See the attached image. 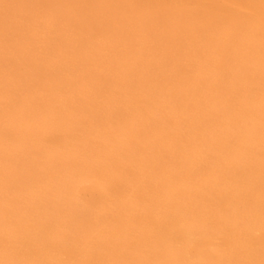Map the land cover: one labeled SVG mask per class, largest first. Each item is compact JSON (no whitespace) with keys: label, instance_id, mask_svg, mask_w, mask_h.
Listing matches in <instances>:
<instances>
[{"label":"bare ground","instance_id":"1","mask_svg":"<svg viewBox=\"0 0 264 264\" xmlns=\"http://www.w3.org/2000/svg\"><path fill=\"white\" fill-rule=\"evenodd\" d=\"M53 1L0 0V264H264V118L243 90L264 83V0ZM117 75L105 123L75 118ZM202 109L239 130L229 167L188 137Z\"/></svg>","mask_w":264,"mask_h":264},{"label":"rangeland","instance_id":"2","mask_svg":"<svg viewBox=\"0 0 264 264\" xmlns=\"http://www.w3.org/2000/svg\"><path fill=\"white\" fill-rule=\"evenodd\" d=\"M54 1H56V0H54ZM53 1V2H54ZM134 2L135 1H137V2H135V3H138L139 2V0H133ZM57 2H58V0H57ZM61 2V1H60ZM120 2H121V0H120ZM83 3L84 2H82L80 5L78 4L77 6H81V5H83ZM87 4H85L84 3V6H82V7H84V13H83V15L81 16V17H83V19H86L84 16L86 15H88L89 16V14H90V12H91V10H90V6H92L91 4V1H90V3L91 4H89L88 2H86ZM122 4V3H121ZM140 4V3H139ZM89 8H87L86 6ZM89 5V6H88ZM92 9V8H91ZM124 8H122V10H123ZM61 10V9H60ZM90 10V11H89ZM89 11V12H88ZM61 12H64V13H66V11H64L63 9H62V11H60V18H61V16H62V14H64V13H62L61 14ZM68 12V11H67ZM68 14L69 13H67L66 15H64L63 16V18H66V17H68ZM85 14V15H84ZM155 14V13H154ZM153 13H148V14H146L145 16H146V18H148V21H149V19H150V17H152L153 15H154ZM147 15H149V16H147ZM63 18H61L62 19V21H63ZM65 20V19H64ZM79 21H81V20H79ZM84 21V20H83ZM75 22H77L76 23V25H75ZM74 23V26H77V24H78V21H73L72 22V24ZM124 23H126L125 24V26H123L124 24H123V22L121 23L122 24V26L120 27V24L118 25V27H117V25L114 27V29L116 28V33H118V34H120L121 36L119 37V40H118V38L116 37L115 39H117V44H119V42H122L124 39H126V37L128 36V34H129V31L127 30V29H129V30H131V27L129 28V26H128V24H127V22H124ZM171 22H160V24H161V27H162V25H163V27L162 28H164V30H162V31H160L161 33H164V34H162V35H168V30L166 31L165 30V28H167V27H170V25H173V23H175V22H173V23H171ZM79 25V24H78ZM127 25V26H126ZM167 25V26H166ZM164 26H166V27H164ZM128 27V28H127ZM126 28V29H125ZM124 31H123V30ZM117 30H119V31H117ZM16 32H19V31H16ZM121 32V33H120ZM127 34V35H125V34ZM171 33V32H170ZM169 33V34H170ZM20 34V35H19ZM75 34V33H74ZM118 34L116 35V36H118ZM18 35H19V37L22 35V32L20 31L19 33H18ZM122 35H123V37H122ZM161 35V34H160ZM161 35V36H162ZM79 37H81V36H79ZM77 38L78 39V41H81V40H83V42L82 43H84V42H86V44L84 45H82L81 44V42H79L80 43V45H79V43L77 44L78 45V47L80 48V51L79 52H81L80 53V55L82 56V54L83 53H85V51L86 52H88L89 50H91V47H89V45H88V43H87V41H84V39H82V37L81 38ZM122 37V38H121ZM169 37V36H168ZM115 39L113 40V41H115ZM10 40H13L12 38H10ZM121 40V41H120ZM8 43H10L9 41H8ZM114 43V42H113ZM86 45H88V46H86ZM84 46H86V47H84ZM83 47V48H82ZM8 48V47H7ZM10 48H11V46H10ZM10 48H8L7 50H4V49H2L3 51H4V53L7 51V53L6 54H8L9 53V50H10ZM1 50V49H0ZM2 50H1V52L0 53H2ZM84 51V52H83ZM89 53V52H88ZM87 53V54H88ZM86 55V54H85ZM85 55L83 54V56L82 57H85ZM2 56V54H0V57ZM4 56V55H3ZM80 56V57H81ZM7 57H8V55H7ZM86 62V61H85ZM84 61H80L79 63H78V65L80 66V67H82V66H87V68H86V66L85 67H83L82 68V72H84L85 71V69H90V68H92L91 69V71H96V70H98V68H96V66H94V64H95V62H94V64H93V66L92 67H90V65H87V63H85ZM80 63H83V64H80ZM82 65V66H81ZM80 67H78L79 69H81ZM95 68V69H94ZM37 69H40V70H38L37 72H35V70H37ZM42 70H44V68H42V67H37L36 69H34V71H33V74H34V76H35V74H36V77L34 78V80H35V83H39V79L41 78V79H43L44 78V80H40V83L41 82H47V81H51V80H53L54 79V77L52 76L51 77V75H49V74H47V75H45V70L43 71V72H41ZM39 72V73H38ZM249 72V71H248ZM47 73H48V71H47ZM227 73V76L225 77V79L226 80H228L230 83L232 82V81H236V82H242V80H243V78H241V77H239V76H237L236 74H235V70L233 71V70H228V72H226ZM249 74H250V72H249ZM48 75L50 76V78L48 77ZM116 75V74H115ZM115 75H113V76H115ZM33 76V77H34ZM43 76V77H42ZM112 76V75H111ZM111 76H109L110 78L109 79H112L111 78ZM38 78V80H36ZM47 78H49V80L47 79ZM114 78V77H113ZM117 78H119V76L117 75V77L115 78V79H112V81L111 80H109L110 82L108 83V85H106V86H104V87H106V88H103V86L102 87H99V89H97L94 93V95H93V98L92 97H88V96H83V97H85L84 98V100L86 101V99H88V98H91L92 100H89L88 99V103H87V106H85V109L87 108V110H85V109H81V110H76V111H74V113L75 114H77L78 116H76L75 118H79V117H82V116H84V117H86L87 119H89V120H91V121H93V127H97V126H99V125H101V124H104L105 123V120H106V117H108L107 116V113H108V111H109V109H107V108H109L111 105V107L112 108H115V104L116 103H113V102H115L113 99H109L108 98V96H109V91L107 92V88H109V87H113V85H115L116 84V82L114 81V80H116ZM246 78V77H245ZM51 79V80H50ZM238 79V80H237ZM72 82V81H71ZM112 82H115V84L113 83V84H111ZM252 83H250L249 85H247V88L246 89H243L242 87V89L243 90H245V91H249L250 92V94H249V98H248V100H249V102H251L252 104H255V107L253 106V108L252 109H249V114H248V117H249V120H251L250 122H252V123H254L255 121H257L256 120V118H258V116H260V118H264V83H262L263 85L262 86H260V85H258V83H254L253 81H251ZM63 88L64 89H67V88H69V83H67V81L65 82H63ZM98 84V83H97ZM253 84V85H252ZM62 85V84H61ZM109 86V87H108ZM100 88H102V89H100ZM241 88H236V90L238 91V92H241ZM106 89V90H105ZM99 90V91H98ZM103 91V94H105V95H103V94H101V91ZM99 92V94H101V95H99V94H97ZM107 92V93H106ZM99 95V96H98ZM98 96V97H97ZM104 99L103 101H100L102 98ZM100 97V99H98ZM106 97V98H105ZM97 99V100H94V99ZM109 100H108V99ZM92 103H91V102ZM96 101V102H95ZM95 102V103H94ZM100 102H108V107H107V103H100ZM91 103V104H90ZM97 103V104H96ZM100 103V104H99ZM102 104V105H101ZM90 105V106H89ZM91 105L93 106V108L91 107ZM113 105H114V107H113ZM106 106V107H105ZM95 107V108H94ZM102 108V109H101ZM104 108V109H103ZM96 109V110H95ZM98 109L100 110L99 112H97L98 111ZM105 109H106V111H107V113H106V111H105ZM85 110V111H84ZM91 110V111H90ZM113 110V109H112ZM116 109H114L113 110V112H115V114H116V111H115ZM82 111H84V112H82ZM89 111H90V113H89ZM101 111H103L102 112V114L103 115H101ZM88 112V113H87ZM96 112V114H94ZM106 113V116H105V113ZM223 111H221L220 109H202L201 111L199 110V113L198 114H195V117H193V118H191L192 119V122H191V125H193V127L195 128L194 129V131H193V133H191V134H189V138H191L192 137V135L194 136V138H198L197 139V141H198V145H203L204 143L206 144L207 142H208V144H207V146L209 145V147H210V145L213 143V146L212 147H210V149H214V151H213V149H212V151L215 153V155H216V152H218L217 153V157L216 158H223L224 159V161H223V159H221V160H219V159H217V161H220V162H222L223 161V164H226V167H229V166H227V162L229 161L230 163L233 161V160H235V158L233 157V155H232V157L234 158H232L231 159V155L230 154H232L231 152H233L232 150H235V148H236V144L234 143L235 142V139H232L233 138V136H232V134L234 135V137H235V131L237 130H234V129H232V131H230L229 129H231V128H227V130H228V133H226L227 131L224 129V131H225V136L226 135H228V137H227V139H226V137L225 136H223L221 133H220V127H221V125L218 123V121L216 120V115L214 116V114H221ZM100 113V114H99ZM110 113V112H109ZM108 113V114H109ZM87 114H89V115H87ZM96 115V116H95ZM101 115V116H100ZM88 116H93V118H90V117H88ZM98 117H100V118H98ZM118 117H119V115H118ZM96 120H95V119ZM99 119L103 122H100L99 121ZM218 119V118H217ZM95 120V121H94ZM197 120V121H196ZM98 122V123H97ZM107 122V121H106ZM97 125V126H96ZM212 125V126H211ZM206 126V127H205ZM202 128V129H201ZM204 128H206V129H204ZM189 129V128H188ZM208 129H210V130H208ZM215 129V130H214ZM199 130H200V132H199ZM233 132V133H232ZM237 132H239V130L238 131H236V133ZM17 134H18V132H16ZM53 133H54V135H53ZM16 134V135H17ZM52 135V137H56V135L58 134V133H56V131H54V132H52L51 133ZM202 134V135H201ZM213 134H214V136H213ZM217 134H219V135H217ZM222 135V140H221V135ZM16 135L14 136L13 135V138H14V144H16V142H17V138H16ZM19 135V134H18ZM190 135H191V137H190ZM203 135H204V137L206 138H203ZM217 135V136H216ZM230 135V136H229ZM196 136H198V137H196ZM199 136H201V138L199 137ZM208 137H210V138H208ZM215 137H219L220 139L217 141V140H215V139H217V138H215ZM13 138H12V140H13ZM225 138V139H224ZM230 138V139H229ZM193 140V138L192 139H190L189 141L191 142ZM204 140L206 141V142H204ZM209 140V141H208ZM221 140V141H220ZM229 141V143L228 142H226V141ZM231 140V141H230ZM220 141V142H219ZM223 141V142H222ZM218 142H219V144H218ZM225 142V143H224ZM201 143H203V144H201ZM216 143V144H215ZM220 143H222V144H220ZM223 144H225L224 145V147L225 146H227V147H223ZM214 145H215V147H214ZM216 145L218 146V147H216ZM231 146V147H230ZM229 147V148H228ZM224 148V151H226V152H223V149ZM233 148V149H232ZM229 149H231L230 151H229ZM218 150H220L221 151V153H220V151H218ZM229 152H228V151ZM216 151V152H215ZM211 152V151H210ZM223 153H226V155H229V157L230 158H225V156L226 155H223ZM219 154V155H218ZM220 155H223V157L222 156H220ZM29 159V158H28ZM226 159H231V160H226ZM25 160V159H24ZM21 162V161H20ZM33 162V161H32ZM230 163H228V165L230 164ZM33 167V168H32ZM36 167H37V164L34 162L33 164L31 163L30 164V168H32V170H34L33 172H32V170L29 168V170H28V172L31 174V179H36V181L34 180H32V182H31V179L30 178H28V175L27 174H29L27 171V173L26 172H24V175H22V176H20V177H22L23 178V180H22V178H21V181L23 182H27V180L29 179V182L31 183V185L33 186V187H31V188H37V180H39L38 178H36V177H34V173H35V176H37V175H39L40 173H38V171H37V169H36ZM35 168V169H34ZM22 169V168H21ZM236 170V169H235ZM238 170H240V172L242 171V168H239L238 167ZM236 171L237 173H239V171ZM227 172H228V170H226ZM225 171V172H226ZM33 174H32V173ZM226 172V173H227ZM235 172V171H234ZM26 173V174H25ZM230 173V172H229ZM49 174V173H48ZM228 174V173H227ZM27 175V176H26ZM33 175V176H32ZM41 175V174H40ZM39 175V178L41 177ZM51 175V174H50ZM24 176H25V178H27L26 179V181H25V179H24ZM51 176H54L55 178H56V174H52ZM237 176H239V175H237ZM19 177V178H20ZM54 177H53V179H50V178H48V182L47 183H49V182H51L50 180H54L53 181V183L55 182V180L56 179H54ZM19 178L17 177V179H14L13 181L16 183H18L19 182ZM237 180H241V178H239V177H237L236 178ZM42 180V179H41ZM45 180L47 181V177L45 178ZM29 182H27L26 183V185H30V183ZM15 183H12L11 185V188H7V189H9V191H10V194H13V192L15 193V191L18 189V190H20V192L23 190V187H22V184H24V183H22L21 184V182H20V184H21V186H20V184L18 183V184H15ZM33 183V184H32ZM36 183V184H35ZM34 184H35V186H34ZM50 184H52V183H50ZM14 185H18L17 186V188L15 189V191L14 190H12L13 192L11 193V190L10 189H13L12 187H16V186H14ZM25 185V184H24ZM25 185V186H26ZM30 185V186H31ZM54 185V184H53ZM53 185H51L52 187H54ZM19 186L21 187V188H19ZM50 186V185H49ZM48 186V187H49ZM50 186V187H51ZM22 189V190H21ZM17 190V191H18ZM247 192L249 191V190H246ZM13 195H15V194H13ZM224 195V194H223ZM49 197V196H48ZM46 198V196H45V198L46 199H48L49 201H47V200H44L45 202H46V205L45 206H43V205H40L42 208H44V210H43V212H45V211H47V210H50V208H52L53 206V200H50V199H52V198ZM44 198V199H45ZM58 201H60L59 199H58ZM45 202H44V204H45ZM50 203V204H49ZM53 203V204H52ZM52 204V205H51ZM47 209V210H46ZM41 210V211H42Z\"/></svg>","mask_w":264,"mask_h":264}]
</instances>
